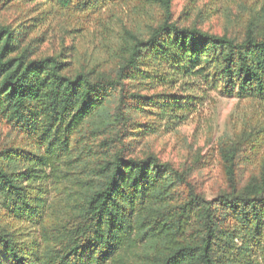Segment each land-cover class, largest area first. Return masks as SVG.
<instances>
[{
	"label": "trees",
	"instance_id": "16d2710c",
	"mask_svg": "<svg viewBox=\"0 0 264 264\" xmlns=\"http://www.w3.org/2000/svg\"><path fill=\"white\" fill-rule=\"evenodd\" d=\"M36 1L79 12L120 0H0V126L32 146L0 148V264H264V160L251 168L243 145L224 142L210 199L194 165L137 158L131 144L157 129L138 115L163 120L202 100L136 85L264 102V30L182 27L172 0H147L161 18L121 27L102 68L27 43L30 28L4 13Z\"/></svg>",
	"mask_w": 264,
	"mask_h": 264
},
{
	"label": "rangeland",
	"instance_id": "374dc122",
	"mask_svg": "<svg viewBox=\"0 0 264 264\" xmlns=\"http://www.w3.org/2000/svg\"><path fill=\"white\" fill-rule=\"evenodd\" d=\"M171 6L173 21L182 27H194L219 36L236 35L252 23L257 25L258 32L264 30V0H172ZM4 15L8 22L18 21L30 28L27 43L39 39L42 57L64 52L73 57L74 63L99 64L102 68L107 64L104 59L108 50L116 45L121 27L138 26V21L140 24L157 21L162 16L161 10L150 6L147 0H120L79 12L74 8L50 9L36 1L14 5ZM134 88L145 96L167 92L202 98L192 108H183L173 116L161 115L163 120L151 114L138 115L137 119L146 122V126L156 123L157 129L152 135L131 139L135 157L154 155L176 168L194 165L193 181L210 199L223 185L219 148L224 142L243 145L242 161L251 164V168L263 162L264 102L228 98L205 85L198 88L187 85L189 90H184L181 84L159 88L145 84ZM152 110L161 111L159 107ZM27 144L22 137L10 133L8 127L0 126V148L14 145L29 151L32 146ZM256 145L259 148L255 149ZM6 221L0 213L1 225ZM17 228L29 231L28 226L20 224L12 229Z\"/></svg>",
	"mask_w": 264,
	"mask_h": 264
}]
</instances>
